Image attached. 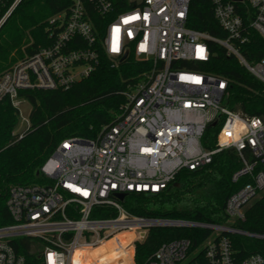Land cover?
Segmentation results:
<instances>
[{
	"label": "built area",
	"instance_id": "2783aa9c",
	"mask_svg": "<svg viewBox=\"0 0 264 264\" xmlns=\"http://www.w3.org/2000/svg\"><path fill=\"white\" fill-rule=\"evenodd\" d=\"M192 1L55 0V11L44 22V45L24 50L25 57L0 75V102L9 98L20 112L27 101L19 98L21 91L70 89L97 70L102 51L114 65L131 51L151 63L144 79L124 92L114 123L95 138L64 140L41 166V183L10 188L13 223L0 226V264H86L78 252L108 243L136 264L137 244L161 229L193 233L160 245L148 264H264L261 254L240 260L230 238L264 239L241 227L264 192V118L227 106L226 78L185 64L208 62L209 42H215L264 84V57L252 62L241 51L248 41L246 10L254 13L250 28L264 39V0H211L224 39L187 26ZM31 2L0 0V29ZM212 123L221 128L208 148L203 138ZM227 150L242 164L233 182H248L227 200L226 223L142 216L118 198L159 194L181 170L207 166ZM104 209L114 214L95 216ZM127 234L134 236L129 240ZM19 239L33 241L29 260L16 249Z\"/></svg>",
	"mask_w": 264,
	"mask_h": 264
},
{
	"label": "trees",
	"instance_id": "16d2710c",
	"mask_svg": "<svg viewBox=\"0 0 264 264\" xmlns=\"http://www.w3.org/2000/svg\"><path fill=\"white\" fill-rule=\"evenodd\" d=\"M35 7H45L54 13L55 0H42L21 7L0 29V75L25 57L30 51L44 45L42 39L45 20L33 12ZM248 28V41L241 45L244 56L257 62L264 57V39L250 22L254 13H243ZM187 26L224 39L226 32L221 28L213 12L211 0H193ZM100 28V32H102ZM35 43L29 46L31 40ZM211 57L208 62H189L188 69L202 70L228 80L227 106L244 116L264 118V84L242 67L238 59L228 55L220 44L209 42ZM151 63L136 58L133 51L125 61L114 65L101 52L97 70L70 89L21 91L19 98L30 103V126L19 138L15 130L20 120L19 110L9 98L0 102V226L13 223L7 207L10 188L16 184L41 183L40 168L47 158L69 138H95L103 127L115 122L121 113L126 98L124 92L144 79ZM221 124H210L203 144L213 148ZM238 155L227 150L217 155L213 162L196 170H181L166 190L148 195L128 193L120 202L130 212L142 216L192 219L202 222L223 224L228 221L225 205L229 197L237 192L248 179L235 183L233 174L241 168ZM110 210H102L95 216H110ZM241 227L251 233L264 235V193L246 212V221ZM189 230H152L144 243L136 246V264H148L152 254L165 242L179 238H191ZM133 234H127L129 240ZM240 260L253 254L264 257V239L239 235L230 237ZM30 239L16 241L19 253L30 257ZM20 245V246H19ZM86 264H128L129 257L119 256L108 243L98 249L81 251Z\"/></svg>",
	"mask_w": 264,
	"mask_h": 264
},
{
	"label": "rangeland",
	"instance_id": "374dc122",
	"mask_svg": "<svg viewBox=\"0 0 264 264\" xmlns=\"http://www.w3.org/2000/svg\"><path fill=\"white\" fill-rule=\"evenodd\" d=\"M33 12L36 13L38 18L41 17L42 18L41 20H46L47 17L50 16L48 9L45 8V7H35L33 9ZM20 109H21L20 110L21 116H20V120H19V123H18L19 127L16 128V130L14 132L15 134L23 133L28 128V121H29V116H30V112H31L32 107H31L29 102L22 101L21 104H20ZM261 195L257 199H259L261 197Z\"/></svg>",
	"mask_w": 264,
	"mask_h": 264
},
{
	"label": "water",
	"instance_id": "95a60500",
	"mask_svg": "<svg viewBox=\"0 0 264 264\" xmlns=\"http://www.w3.org/2000/svg\"><path fill=\"white\" fill-rule=\"evenodd\" d=\"M235 1H241V0H235ZM127 54L126 55H124L123 57H122V59H121V62H123V61H125L126 59H127ZM214 125L216 124V123H213ZM126 197V194H122V195H118V198L120 199V200H124V198Z\"/></svg>",
	"mask_w": 264,
	"mask_h": 264
}]
</instances>
